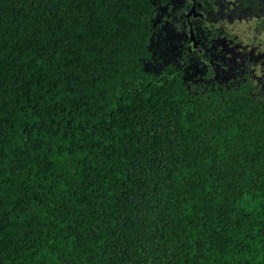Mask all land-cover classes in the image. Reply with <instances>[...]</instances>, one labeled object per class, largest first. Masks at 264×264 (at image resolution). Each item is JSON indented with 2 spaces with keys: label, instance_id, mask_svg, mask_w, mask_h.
<instances>
[{
  "label": "trees",
  "instance_id": "obj_1",
  "mask_svg": "<svg viewBox=\"0 0 264 264\" xmlns=\"http://www.w3.org/2000/svg\"><path fill=\"white\" fill-rule=\"evenodd\" d=\"M190 3L0 0V264H264V100Z\"/></svg>",
  "mask_w": 264,
  "mask_h": 264
},
{
  "label": "rangeland",
  "instance_id": "obj_2",
  "mask_svg": "<svg viewBox=\"0 0 264 264\" xmlns=\"http://www.w3.org/2000/svg\"><path fill=\"white\" fill-rule=\"evenodd\" d=\"M180 1L170 0L171 6ZM213 3L212 7L215 10H208V7L196 9L202 16L204 15V20H207V17L210 19L227 41L226 49L217 46L216 51L210 52L213 72L211 77L219 82L226 81L233 75L232 70L237 69L244 61L255 86L256 95L264 100V27L258 26L264 22V0H215ZM163 12L167 11L161 8L155 18L156 22H160L159 17ZM204 26L208 27L207 22H204ZM161 27L162 30L156 31L150 39V60L144 64L146 69L154 72L167 59L179 53L182 47L171 25L163 24ZM196 72L195 67L192 75Z\"/></svg>",
  "mask_w": 264,
  "mask_h": 264
},
{
  "label": "flooded vegetation",
  "instance_id": "obj_3",
  "mask_svg": "<svg viewBox=\"0 0 264 264\" xmlns=\"http://www.w3.org/2000/svg\"><path fill=\"white\" fill-rule=\"evenodd\" d=\"M191 1V0H190ZM190 5H191V3H190ZM190 7V6H189ZM189 7L185 10V12L189 9ZM197 7H200V4H198V2H196V0H195V10L197 9ZM185 12H184V14H185ZM198 12V11H197ZM200 13V12H199ZM201 14V13H200ZM204 16V15H203ZM202 16V14L201 15H199V14H197V15H195V16H193L192 14L188 17V20H187V18H185V21H186V23L188 24V26H189V19L190 18H197V17H200V18H204ZM204 21V20H203ZM205 27V26H204ZM189 28H190V26L188 27V29H187V31L189 32ZM192 29V28H191ZM192 32H193V38H194V40H195V34H194V31L192 30ZM218 35L219 36H217V37H220L219 39H217L218 41H219V43H221L222 45H225L226 46V44H227V41H225L224 40V35L223 34H221V32H218ZM186 42H187V46H189L190 44L193 46V47H197V44H196V40H195V45H193L192 44V42L189 40V34H187V37H186ZM199 50H200V48H199Z\"/></svg>",
  "mask_w": 264,
  "mask_h": 264
},
{
  "label": "water",
  "instance_id": "obj_4",
  "mask_svg": "<svg viewBox=\"0 0 264 264\" xmlns=\"http://www.w3.org/2000/svg\"><path fill=\"white\" fill-rule=\"evenodd\" d=\"M191 14H192L193 16H195V15H197V14L201 15L199 12H197V11L195 10V0H191V5H190L189 9L185 12V18H187V20H188V17H189ZM189 40L192 42L193 45H195V40H194V38H193V32H192L191 27L189 28Z\"/></svg>",
  "mask_w": 264,
  "mask_h": 264
}]
</instances>
